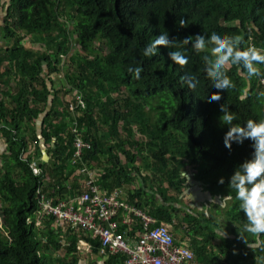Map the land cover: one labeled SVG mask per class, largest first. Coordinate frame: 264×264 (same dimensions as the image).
Segmentation results:
<instances>
[{
    "label": "trees",
    "instance_id": "obj_1",
    "mask_svg": "<svg viewBox=\"0 0 264 264\" xmlns=\"http://www.w3.org/2000/svg\"><path fill=\"white\" fill-rule=\"evenodd\" d=\"M7 1L2 28L12 45L0 47V136L6 146L0 162V264H80V239L91 242L99 254L101 242L82 230L69 227L61 234L63 225L46 215L36 225L41 194H57L58 199L74 195L87 176L82 168L95 166L103 170L97 183L104 189L124 188L130 206L171 229H185L181 240L172 231L176 246L195 255L193 264H256L264 257V236L243 230L246 217L229 187L234 171L251 159L252 142L225 148L229 126L219 119L222 104L236 115L234 124L264 119V75L246 79L239 66H231L227 74L234 87L218 90L202 60L211 46L198 54L191 44L180 45L187 36L207 38L215 32L240 36L241 48L251 43L264 51V0ZM165 32L176 38L177 47H160L157 55L145 57V47ZM73 42L81 49L72 53ZM175 50L188 57L186 66L168 58ZM130 66L142 68L139 79L127 71ZM257 66L264 74V64ZM63 70V81L55 86L52 76ZM186 76L196 77L195 89L184 83ZM217 91L221 99L209 102ZM69 93L72 98L64 103ZM69 104L76 107L74 112ZM77 139L90 148L76 160ZM42 150L47 163L41 161ZM26 153L29 159L23 161ZM34 158L40 161L41 175L30 167ZM140 178L138 188H131ZM193 184L208 190L206 215L186 211L180 203ZM224 194L232 199L226 211L228 235L212 245L222 228L210 205L218 210L221 203L214 198ZM211 226L215 232L208 238ZM142 230L140 220L131 230L119 229L131 239ZM60 250L61 260L53 257ZM125 259L109 254L106 264H124Z\"/></svg>",
    "mask_w": 264,
    "mask_h": 264
},
{
    "label": "built area",
    "instance_id": "obj_2",
    "mask_svg": "<svg viewBox=\"0 0 264 264\" xmlns=\"http://www.w3.org/2000/svg\"><path fill=\"white\" fill-rule=\"evenodd\" d=\"M249 47L254 46L250 43ZM261 83L264 84V80ZM76 97L79 106L84 110L82 98ZM75 109L74 105L69 104L70 111L74 112ZM75 146L76 160L82 157L84 149L90 148L81 139H77ZM21 159L26 161L25 155ZM30 167L34 174L41 175L40 163L32 162ZM82 173L87 176L81 179V187L74 195L58 199L57 194H41L37 226H40L44 215L51 216L57 226L67 225L74 230L88 233L93 240H99L103 255L125 256L124 264H193L195 255L187 248L176 246V237L170 225L158 223L141 209L130 206L123 188L116 187L112 191L104 189L97 183V171L83 167ZM125 212L128 216L123 215ZM131 215H135L143 227L136 239L127 238L119 231L121 226L134 225L130 221ZM77 249L91 253L93 247L91 242L80 239Z\"/></svg>",
    "mask_w": 264,
    "mask_h": 264
},
{
    "label": "clouds",
    "instance_id": "obj_3",
    "mask_svg": "<svg viewBox=\"0 0 264 264\" xmlns=\"http://www.w3.org/2000/svg\"><path fill=\"white\" fill-rule=\"evenodd\" d=\"M180 27H186V22L182 19ZM242 38L240 36H228L218 33H211L207 38L204 35L187 36L180 41V45L191 44L196 53H204L210 48V54L202 57L204 70L211 85L218 90H228L234 87L233 81L227 74L231 66H239L241 73L246 79L260 77L261 73L257 65L264 64V51L255 47L241 48ZM177 47L176 38L169 39L168 33H162L150 42L144 49L145 57L155 56L158 48ZM168 58L176 65L184 67L188 63V57L181 50L169 51ZM134 79L140 78L141 67H129L127 69ZM189 89H195L198 80L194 76L182 77ZM220 92L210 95L209 102L219 101ZM243 101L244 97H240ZM219 117L223 125L229 126L224 134L223 143L225 148L231 150L232 143L242 144L245 140L252 142V157L241 163L229 179V187L235 191V198L239 201L240 210L246 217L243 230L259 238L264 236V119L259 121L248 119L244 126L239 123L234 124L236 115L229 110L225 104L220 105ZM223 184L221 177L218 181ZM216 235L219 238H227L224 227L217 229ZM256 264H264V257L257 258Z\"/></svg>",
    "mask_w": 264,
    "mask_h": 264
},
{
    "label": "rangeland",
    "instance_id": "obj_4",
    "mask_svg": "<svg viewBox=\"0 0 264 264\" xmlns=\"http://www.w3.org/2000/svg\"><path fill=\"white\" fill-rule=\"evenodd\" d=\"M7 8H8V1L7 0H0V47L1 48H8L9 46H11L12 45V39H5L4 37V28H2L4 25H5V23H6V16H7V12H6V10H7ZM10 21V20H9ZM26 46L27 47H31V48H34V49H36V50H39L40 49V45H32L31 43H26ZM81 48L77 45V44H75V42H73V46H72V48H70V52H75L76 50H80ZM82 54H83V52H82ZM62 61H67V59L65 58L64 60H62ZM67 64V63H66ZM66 66L67 65H65L63 68H64V70H65V68H66ZM231 68V67H230ZM64 70L59 74V75H56V74H54L53 76H52V78L54 79L53 81L55 82V86H60V84H61V82L63 81V79H61L62 77H63V75H64ZM70 98H72V94H67V95H64L63 96V101H64V103H66V101L68 100V99H70ZM134 153H136V151L135 150H133V154ZM29 156H30V154L29 153H26V155H25V158L28 160L29 159ZM119 158H120V162L122 163V164H125L126 163V160H125V158L122 156V155H119ZM32 162H40V161H38L37 159H33L32 160ZM93 170H95V171H97V172H103V170L102 169H99L98 168V166H95V169L94 168H92ZM192 168H190L189 170L192 172V170H191ZM98 174H96V180H97V178H98ZM201 187H202V189H203V187H204V189L207 191V194H208V190L205 188V186H202V185H200ZM204 191V190H203ZM205 191V192H206ZM213 196V195H212ZM205 197H206V195L204 194L203 195V197H202V199H205ZM182 198V204H183V206L185 207V210L186 211H191V210H193V212H197V213H204L205 212V210H208L209 208L208 207H203V204H195V199H193V201H192V199H188V198H185V196L184 197H181ZM217 198H219V196L218 197H216V198H214L215 199V201L217 202V203H221V206H219L218 208V210H217V208H215L214 207V204L211 202V207H210V213H211V216H212V218L216 221V222H218L219 224H220V226H221V228H223L224 227V229L227 227V225L230 223V221H229V219H228V216H227V214H226V211H227V208L231 205V203H232V199L229 197V196H227V195H225L224 194V196H221V201L220 202H218V199ZM197 199H198V201H202V199H200L199 198V196L197 195ZM187 204H186V203ZM191 202H193L194 203V205L193 204H191ZM205 202V201H204ZM186 205H187V207H186ZM207 206H209V204L207 203ZM207 213H209V212H207ZM209 213V214H210ZM214 213V214H213ZM217 213H220V215H218ZM209 214H208V216H209ZM213 214V215H212ZM180 215V218H182L183 217V214H179ZM130 221H132L133 222V224H136L137 223V219H136V216L135 215H131L130 216ZM179 220H177V222H178ZM202 222V221H201ZM187 226V225H186ZM212 227V229H211V231H208L207 232V234H206V236L208 237V238H210V237H212L213 235H212V232H215V228L213 227V226H211ZM172 230L173 231H175V232H177V234H176V237H177V239L178 240H181L182 239V236L184 237L185 235V229H182V230H177V228L173 225L172 226ZM192 237V236H191ZM222 243V238H219V236H217V237H214V239L212 240V245H220ZM219 247H217V246H215V250H216V252H218L219 251ZM63 256H64V253H63V251L62 250H60V251H57V252H54L53 253V257H55L56 259H62L63 258ZM55 264H58V262H55Z\"/></svg>",
    "mask_w": 264,
    "mask_h": 264
},
{
    "label": "crops",
    "instance_id": "obj_5",
    "mask_svg": "<svg viewBox=\"0 0 264 264\" xmlns=\"http://www.w3.org/2000/svg\"><path fill=\"white\" fill-rule=\"evenodd\" d=\"M5 149H6V146L4 144V141H3L2 137L0 136V162L3 159L4 153H5ZM139 181L140 182L136 181V184H132L131 185V188H138L139 183L140 184L142 183V179L140 178ZM124 191L126 192V197H127L128 196L127 195V190L124 189ZM205 191L206 190L204 189V187L202 189V187L200 185L193 184V187H191V189H188L183 194L182 197L185 196V198L192 199V201H193V199H195V201H196L195 204H203L204 201H205V199H209L208 196H207V191L206 192ZM204 194L206 195V197H205V199H202V197H203ZM197 195L199 196L200 199H202V201H198ZM217 199H218V202L221 201V198L220 197L217 198ZM180 203H181V205L183 207L182 198H181V202ZM191 204L194 205L193 202H191ZM179 207H181V206L177 205V208H179ZM186 207H187V205H186ZM184 209H185V207H184ZM203 214L206 215V213H203ZM123 215L128 216V213L125 212ZM68 228H69V226L63 225V227L61 228V231H62L61 234H65L67 232V229ZM129 228L131 229L132 227L129 226ZM63 243H64V241H63ZM79 256L81 257L80 264H106V262L108 260V257L105 256V255H103L101 250L99 251V254H96L95 252H93V250H92L91 253H89V252L88 253H86V252H80L79 253Z\"/></svg>",
    "mask_w": 264,
    "mask_h": 264
},
{
    "label": "water",
    "instance_id": "obj_6",
    "mask_svg": "<svg viewBox=\"0 0 264 264\" xmlns=\"http://www.w3.org/2000/svg\"><path fill=\"white\" fill-rule=\"evenodd\" d=\"M41 154H42V159H41V161H42L43 163H47V162H48V157H47L46 153L42 150Z\"/></svg>",
    "mask_w": 264,
    "mask_h": 264
}]
</instances>
